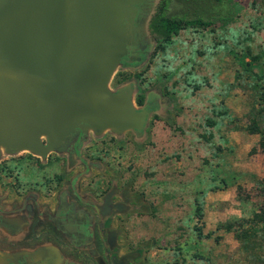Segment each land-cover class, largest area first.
<instances>
[{"label":"rangeland","instance_id":"obj_1","mask_svg":"<svg viewBox=\"0 0 264 264\" xmlns=\"http://www.w3.org/2000/svg\"><path fill=\"white\" fill-rule=\"evenodd\" d=\"M126 1L121 19L126 54L114 66L106 89L128 94L139 122L119 131H98L97 140L78 146V160L103 165L95 193L117 191L125 204L158 200L148 206L159 214L157 219L122 221L132 244L141 238L144 245L179 250L201 243L207 260L216 256L221 264H261L233 233L264 211L258 185L264 178V154L256 149L259 135L247 131L253 123L264 135V0ZM164 19L195 20L197 25L166 39ZM77 130L72 128L71 138ZM66 141L44 156L0 145V188L10 186L17 193L23 187L40 195L58 189L73 163ZM194 198L201 203V221L193 216ZM225 225L232 229L225 231Z\"/></svg>","mask_w":264,"mask_h":264},{"label":"water","instance_id":"obj_2","mask_svg":"<svg viewBox=\"0 0 264 264\" xmlns=\"http://www.w3.org/2000/svg\"><path fill=\"white\" fill-rule=\"evenodd\" d=\"M126 0H0V145L44 156L80 122H139L106 82L126 54ZM43 139V140H42ZM44 143H43V142Z\"/></svg>","mask_w":264,"mask_h":264},{"label":"flooded vegetation","instance_id":"obj_3","mask_svg":"<svg viewBox=\"0 0 264 264\" xmlns=\"http://www.w3.org/2000/svg\"><path fill=\"white\" fill-rule=\"evenodd\" d=\"M67 142L71 174L58 189L40 195L23 187L17 193L10 186L0 188V264H120L118 251L130 248L125 219L109 221L116 211H123L124 199L117 191L95 193L97 183H102L96 175L104 167L99 160H78L82 133L77 130ZM88 176L81 190V177Z\"/></svg>","mask_w":264,"mask_h":264},{"label":"crops","instance_id":"obj_4","mask_svg":"<svg viewBox=\"0 0 264 264\" xmlns=\"http://www.w3.org/2000/svg\"><path fill=\"white\" fill-rule=\"evenodd\" d=\"M76 127H78V131L82 133L85 142L88 140H92V141L97 140L98 137L102 135L100 133H103L105 131H111V130L119 131V130H113L111 127H104L102 130L99 131L100 132L99 133L98 131L94 130L89 124L85 122L78 123ZM110 136H114V135L110 134ZM31 155L33 156V154ZM85 177L84 178L81 177V179H89V176L87 178ZM112 201L117 202L116 199H113ZM146 201L147 200H138L137 202H133V203H126V204L122 203L124 211L122 212L116 211L114 214L111 215V218H109V221L116 219L115 217H122L126 221L127 220L137 221L142 224V222H144L146 219H151V220H153V218L157 219L159 214L157 212L155 213L152 212L153 210L151 208L149 209L148 206L149 204L150 205L157 204L158 200H154L153 202V200L151 199L149 201V204L146 203ZM173 201L175 203L180 202L179 199H173ZM204 201H205L204 206L206 207L208 202L207 200H204ZM208 216H210V213H206V210H205V215H204L205 221L207 220L209 221ZM218 220L221 221V218L218 217ZM215 223H217L216 219H215ZM205 226L207 228L210 227L209 229H211L212 231H215V228L213 225L208 224L206 222ZM127 236H128L127 240L130 243V248L126 246L122 250L118 251L117 261L120 260L121 261L120 264H221L220 261L217 260L216 256H214L213 258H210V260H207V258H209L208 253H207L208 252L207 248L204 247L201 243L194 244L193 247L179 246V250H175L173 247L171 248L168 246L165 247V245L163 247L157 246L156 244L144 245L141 238H139L140 240H138L137 238V241L135 242V244H132V242L130 241L132 236L131 235H127ZM187 251L188 253L191 252V253H194L195 255L185 258L183 254ZM219 251L220 250H216L215 253L216 252L219 253ZM177 252H180L182 255H177ZM122 253H125V255L122 256L121 255ZM182 256L184 257V260H182ZM176 257H179V258H176Z\"/></svg>","mask_w":264,"mask_h":264},{"label":"trees","instance_id":"obj_5","mask_svg":"<svg viewBox=\"0 0 264 264\" xmlns=\"http://www.w3.org/2000/svg\"><path fill=\"white\" fill-rule=\"evenodd\" d=\"M162 22L164 24L163 32L166 39L169 37V34L175 35L178 31H181L186 27H194L197 25L195 20L164 19ZM199 25L206 26L204 22H200ZM247 131L250 134L259 135V139L256 143V149L261 154H264V135L258 131L257 127L253 123L247 127ZM252 151H255V148H252ZM258 185L262 192H264V178L258 181ZM193 203V216L196 221H201V203H199V201L195 198L193 199ZM243 223L247 226L242 228L243 225L238 224V231L233 233L235 240L240 242V246L244 251H248L251 255H253V259L255 261L257 260L261 264H264V257L259 256V253L255 252L256 250L264 252V211L254 213L249 220H246ZM230 229H232V226L225 225V231L229 232ZM195 236L197 239L201 238L199 230H196ZM204 237L207 238L208 234H205Z\"/></svg>","mask_w":264,"mask_h":264}]
</instances>
